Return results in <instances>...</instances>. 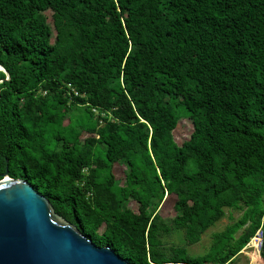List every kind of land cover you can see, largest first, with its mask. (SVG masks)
I'll use <instances>...</instances> for the list:
<instances>
[{"label":"trees","instance_id":"trees-1","mask_svg":"<svg viewBox=\"0 0 264 264\" xmlns=\"http://www.w3.org/2000/svg\"><path fill=\"white\" fill-rule=\"evenodd\" d=\"M5 172L131 264H236L264 228V0H0Z\"/></svg>","mask_w":264,"mask_h":264},{"label":"water","instance_id":"water-1","mask_svg":"<svg viewBox=\"0 0 264 264\" xmlns=\"http://www.w3.org/2000/svg\"><path fill=\"white\" fill-rule=\"evenodd\" d=\"M262 258L264 259V245ZM0 264H131L57 214L25 179H0Z\"/></svg>","mask_w":264,"mask_h":264},{"label":"rangeland","instance_id":"rangeland-1","mask_svg":"<svg viewBox=\"0 0 264 264\" xmlns=\"http://www.w3.org/2000/svg\"><path fill=\"white\" fill-rule=\"evenodd\" d=\"M47 22L51 23L50 14L46 12ZM191 131V125L189 119L182 118L180 119L177 127L173 130V136L177 143H181L184 139H186ZM123 167L119 165L114 166V171L116 173V178L121 182L123 181ZM170 199L167 201V205L163 207V210L169 211L171 209L170 203H168ZM128 207L135 209L136 206L133 202L129 201ZM240 210H233L229 208H225V215L217 221L213 226L208 228L202 235L201 240L195 244L187 245L185 243L183 230L176 228L173 229L169 234L162 236V242L164 246L169 251L170 247H185L186 251L191 255H199L203 254L207 251L211 239L212 233L222 230L227 224L231 223L233 220L240 217ZM243 250V249H242ZM240 251V256L236 264H264V259L258 256L252 255V258L248 256L243 251ZM210 264V263H208Z\"/></svg>","mask_w":264,"mask_h":264},{"label":"built area","instance_id":"built-area-1","mask_svg":"<svg viewBox=\"0 0 264 264\" xmlns=\"http://www.w3.org/2000/svg\"><path fill=\"white\" fill-rule=\"evenodd\" d=\"M95 111V109H93ZM264 220V217H263ZM264 245V228L261 224L254 232V234L249 238L247 243L243 246V252L252 258V255H256L262 258L261 251Z\"/></svg>","mask_w":264,"mask_h":264},{"label":"bare ground","instance_id":"bare-ground-1","mask_svg":"<svg viewBox=\"0 0 264 264\" xmlns=\"http://www.w3.org/2000/svg\"><path fill=\"white\" fill-rule=\"evenodd\" d=\"M256 256V255H255Z\"/></svg>","mask_w":264,"mask_h":264}]
</instances>
